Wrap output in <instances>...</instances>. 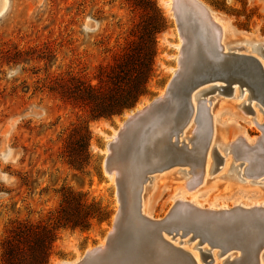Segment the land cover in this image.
<instances>
[{"label":"rangeland","instance_id":"obj_1","mask_svg":"<svg viewBox=\"0 0 264 264\" xmlns=\"http://www.w3.org/2000/svg\"><path fill=\"white\" fill-rule=\"evenodd\" d=\"M200 1L229 23L231 34L239 37L254 33L264 37V0ZM188 14V33L199 36L191 32L195 24L190 16L195 14L192 10ZM194 19L199 21L202 30L209 27L203 20ZM210 35L214 37L211 28ZM180 42L175 16L166 0H8L7 9L0 16V264H3L4 248L10 239H15L17 244L15 262L35 264L41 257L43 239L39 232L44 226L57 228L47 264L77 262L89 249L108 242L120 209L116 179L110 177L105 168L110 142L128 113L152 103L166 92L178 73L175 69ZM137 45L154 51L155 73L148 94L142 96L134 108L112 119L97 120L89 107L63 95L60 83L74 82L72 78L93 86L113 87L111 79L116 64ZM246 50L244 46L238 52ZM262 55L257 56L263 58ZM144 62L143 68L147 70L149 56ZM241 92L237 87L236 95L215 92L203 97L213 106L217 103L218 126L229 138H239L234 146L242 158L235 160L231 152L234 168L232 166L228 174L241 171L243 165L254 159L252 162L264 163V145L256 142L262 130L249 123V119L254 121L256 113L261 116L263 111ZM244 105H250L253 112L244 109ZM173 110L160 119L139 125L132 133V136L138 135L130 144L131 154L136 152V165L139 168L142 165L140 187L151 164H157L164 156L161 150L165 145H160L158 140L167 132L162 125L170 124L175 118L177 109ZM212 128L211 122L210 131ZM8 130L10 134L6 138ZM246 135L254 139L250 142L253 146L247 143ZM9 148L13 151L12 157L4 159L3 153ZM214 153L215 172L209 177L208 185H202L198 176L196 188L190 191L193 195H187L188 202H183L200 204L205 210L231 211L237 206L251 209L250 204L256 202H263L264 208V198L258 192L264 195V175L259 177L260 184H256L257 178L252 187L235 181L232 191L228 192L224 188L229 185L227 182L234 180L224 173V160L228 155L221 148ZM71 154L82 162L83 169L70 165ZM216 155L224 158L221 163H217ZM176 159H171V165L178 163ZM243 159L251 160L245 163ZM129 162L126 154H119L112 167L113 164L117 168L122 165L119 167L122 170ZM190 168H193L191 164L188 167L179 164L171 171L154 173L157 177L147 189L151 194L153 219L161 220L169 214L175 203L174 196L181 191V182L186 181L183 171ZM251 168L249 164V170ZM67 190L83 194L87 205L100 207L103 220L93 219L87 231L65 227L63 223L58 227L60 216H64L60 208ZM74 207L72 205L69 213L77 220L79 215ZM190 215L186 219H193L191 224L196 225L198 219ZM24 226H28L25 230L29 229V236L16 237ZM180 239L183 242L187 238ZM205 245L211 250H220L207 243L200 244V248ZM202 251L195 249L202 264H206ZM114 255L112 261L117 264L119 250ZM210 255L213 264L214 256ZM224 256L217 258L224 260L228 255ZM94 264L102 263L98 260Z\"/></svg>","mask_w":264,"mask_h":264},{"label":"water","instance_id":"obj_2","mask_svg":"<svg viewBox=\"0 0 264 264\" xmlns=\"http://www.w3.org/2000/svg\"><path fill=\"white\" fill-rule=\"evenodd\" d=\"M186 4L188 3L184 0H174L173 5L178 33L184 41L180 60L181 71L171 80L164 98L155 99L150 106L130 117L121 130L117 143L111 144V155L106 159L108 172L112 171V162L116 154H126L130 159L127 167L117 171L116 184L120 209L116 214L113 231L108 236L106 249L97 248L88 253L81 264L97 263L106 251L114 250L120 252L119 264H193L181 249L172 247L164 238V234L175 238L180 232L182 237L192 233L193 237L198 236L201 242L208 240L211 247H220L222 254L230 249L246 251L251 258V264H259V253L264 247V208L255 211L234 208L231 211L218 213L199 209L190 203L178 202L175 208L170 210L169 215L161 220L144 216L140 209L141 187L138 183L141 182L142 165L141 168L136 165L134 161L136 152L134 155L131 154L130 143L138 136H132V133L147 117L159 114L162 109L166 110L168 106L174 105L177 113L173 129L175 132L180 131L191 115V94L202 86L210 87L203 90L202 98L215 92L220 95H231L236 87H239L241 91L249 90L250 100L256 98V92L260 93L264 103V69L261 62L254 56L223 52L217 38L213 39L210 35V28L204 27L205 31H203L202 26L198 25L199 21L194 19L195 15H192L194 18L190 16L195 24H192L194 28L191 32L202 34L210 56L219 63H215V66L205 65L209 61L199 49L197 61L189 65V40L183 26L184 16L189 15L184 9ZM195 4L210 19L209 12L201 4L196 2ZM190 17L188 20L191 21ZM186 74H188L187 79H185ZM244 109L253 112L250 105H245ZM215 159L217 163L222 162V157L219 155H216ZM182 206H186L190 213L199 217L205 216V219L202 218L197 225L178 223L175 214L180 213L178 211H181ZM184 213L183 217L191 216L187 211ZM192 221L193 219H190L189 222ZM252 235L259 237L258 240L255 241ZM202 255L206 264L212 263L209 253L202 251Z\"/></svg>","mask_w":264,"mask_h":264},{"label":"bare ground","instance_id":"obj_3","mask_svg":"<svg viewBox=\"0 0 264 264\" xmlns=\"http://www.w3.org/2000/svg\"><path fill=\"white\" fill-rule=\"evenodd\" d=\"M166 1L170 6V11L174 13V11H173L174 0H166ZM184 1H186V3H188V4H186L187 6L184 8L187 13L191 12V10H192V12L195 14V16L197 18L203 20L205 23H207V25L210 28H212L211 32H213V36H214L213 39L217 38V40L219 41V44L221 45V47L223 49V52H235V53H241V54H245V55L254 56L261 62L263 69H264V37H259L257 34H254V33L250 34V35L249 34L248 35L243 34L242 36L240 35L241 37L240 36L237 37L236 35L231 34V32H230L231 27L229 28V23L226 20L222 19L221 17L217 16L204 2H202L200 0H184ZM195 2L201 4L209 12L210 19L208 18V16H206V14H204L202 9H200L195 4ZM7 6H8V0H0V16L6 11ZM186 15L183 18V23H184L183 26H184L185 33L188 34V40H189V49H188V52H189L188 56L190 57L189 58V65L191 66L193 63H195L197 61L198 51L200 49V50H202L201 54L206 55L205 59L209 61V63H206L205 65L211 64V65L215 66L216 65L215 63H217V62L219 63V61L210 56L208 49L205 46V39L201 36L202 34H199V36H193V35L190 36L189 35L188 29L186 26ZM183 43H184V41H183V39H181V42L179 43V48H180L179 53L180 54H179V58H178V66L175 69V73L177 71H178V73H176L174 77L179 75V73L181 71L180 70V60L182 57L181 54H182ZM244 46L247 48V50H246L247 52H245V53L238 52ZM262 53H263V55H262ZM258 54L262 55L263 58H261L260 56H257ZM187 77H188V74H186L185 79H187ZM168 86H167L166 92H163L159 96V98H164V96L167 93ZM209 88H210L209 86H206V87L202 86L199 89H197L196 91H193V93L191 94V97H190V105L192 108L191 109V115H190L189 119H186V123L184 124L183 129H181L178 132L174 131V129H173L174 118H172L170 124L162 125L163 128H165L167 130V132H166V135L163 136V138H161L158 141L160 142V145L161 144L165 145V148L162 149L163 151L161 150V152L164 156H163L162 160H161V158L159 159V162L157 164H151V166L148 168L146 175H145V178L141 184L140 209H141L142 214L144 216L150 218V219H153L150 215V207H151L150 206V196H151V194H150V192H147V189L151 185L152 181H154V179L157 177L154 175V173H157L160 171H168V170L171 171L172 169L176 168V166L179 164H182V166L184 165L187 167L189 164H191L193 166V168H190V169L183 171V173L186 177V181L181 182V185H180L181 191L174 196L175 203L172 207V209H174L178 202L187 201L185 199V197L187 195H190V196L193 195V192L191 193L190 191H194V189L196 188L197 185H195V182L197 181L198 176H200L202 179V181H201L202 185H208L209 177H211V174L213 172H215L214 171L215 170L214 164L212 162V157L215 154L214 151H216L218 149L220 150V148H221L222 151H224L228 155L226 160H224L225 161V164H224L225 168L224 169L226 170L224 172L225 174L226 173L228 174L229 169L233 166L232 158H231V152L234 153V154L233 153L232 154H233L235 160H241V158H242L239 154L240 152L238 151V149H236L237 147L234 146V144L238 142L239 138H237V139H235V137L229 138L227 135V132L218 126V122H217L218 113L215 111V106H216L215 104H217V103H214V106H213L211 103H209L208 100H206L205 98H202V96H201L203 90L204 89L206 90ZM234 93H235V95L237 94V87L234 90ZM242 94H243V97H245V95H248V97H250V93H249L248 89H244V91L241 92V95ZM255 94H256V98H254L253 101H255L256 104L259 105V107H260V109H262L263 113L261 112V116L256 113L254 121L249 119V123L251 125H256L257 127H259L262 130V136H260L256 140V142H257V144L260 142L264 145V103L262 101L263 97L260 95V93L256 92ZM246 101L247 100H244V102H246ZM150 105H151V103L147 104L144 107H142V106L138 107L136 109V111H132L131 113L127 114L125 121L121 123L119 129L113 135L109 147L111 146V144L114 143V145H115L117 143V141H118L117 139L119 138V134H120L121 130L124 128L126 121L130 117L135 115L136 112L141 111ZM173 108H175V106L170 105V106H168V108L166 110L162 109L159 112V114L157 113L153 116L147 117L140 125L148 123L152 120H155L156 118L157 119L162 118L166 114V112L174 111ZM211 122H212V127H213L212 131H210ZM9 134H10V130H8L6 132V134H5L6 138ZM243 134L245 135V133H243ZM246 138L248 140L247 143L249 145H251L250 142H254V139L249 138L247 135H246ZM243 140L246 141L245 137L243 138ZM262 144H260V145H262ZM156 145H155L156 147H159L158 146L159 144H156ZM251 146H253V145H251ZM156 147H154V148H156ZM117 149H119V147H117ZM109 151H110V148H109ZM12 152H13L12 149H10V148L6 149V151L3 153L4 159H7V158L9 159L10 157H12ZM108 155L109 156L111 155V151L108 153ZM116 156H117V154H116ZM175 158H177L176 160H178V163L171 165V159H175ZM246 159H243L245 161V163H247L249 160H251V159H249V160H246ZM201 160L203 161L202 164H201ZM254 160H252V161H254ZM117 162H118V160H117ZM119 162H121V161H119ZM251 162H249L248 164H245V165H243V163L240 164L241 163L240 162L239 164L243 165L242 166L243 169L241 171L234 172L232 174L227 175V177L234 179V180H231V182H227V184H229V185H226L224 190L227 189L228 192L232 191L233 187L231 185H233L235 183V181H239L241 183H244V185H246L248 187L249 186L252 187L253 186L252 184H255L256 181H257V183H256L257 185H258V183L260 184V182H258V181H260L259 177L264 175V163H263V161H255L252 163ZM122 164L125 165L124 158L122 160ZM249 164L252 165L251 170H249ZM113 165L114 166L111 168L112 171L108 172L106 170V172L114 180L115 179L117 180V171L120 170L119 167H121L122 165L119 166L118 168H117V166L115 167L116 164H113ZM105 168H106V162H105ZM233 168H234V166H233ZM176 171H178V170H176ZM164 175H166V174H164ZM5 177H6V175H4V178ZM244 177H246L247 180H245ZM257 178H258V180L255 181V179H257ZM248 179H250V180H248ZM251 179L252 180L254 179V180L252 181ZM197 182H199V181H197ZM215 183L217 184V182H215ZM241 188H246V187H241ZM258 192H259L260 196H263V198H264V195H262V193L260 191H258ZM189 202H192V201H189ZM191 205H193V204H191ZM242 205H246V204H242ZM250 205L253 206V208H251V209H253V211L259 210V209L261 210L263 208L262 207L263 202H256V203H253ZM193 206H195L199 209H202L200 204L199 205L198 204L193 205ZM210 206L214 207V206H212L211 203H210ZM255 206H257V207H255ZM182 207L183 208L181 209V211H178L180 213L175 214V218H176L177 222L178 223H189V224H191V222H189V220L186 219V217H183V214H185L184 212L185 211L189 212V211L185 208L186 206H182ZM236 208L244 209L241 206H237ZM206 210L215 211V212L217 211L218 213L221 211H226L224 209H220V210L206 209ZM244 210H246V209H244ZM247 210H249V209H247ZM191 214H192V216H196L195 218H197L199 221L198 223H196V225L200 223L202 218L205 219V216L199 217L198 215H195L193 213H191ZM115 219H116V217H115ZM153 220H156V219H153ZM195 220L196 219H194V221ZM248 224H250V223H248ZM228 234H230V233H228ZM252 237H253V239H255V241L258 240V238H259L256 235H252ZM164 238L172 245V247H176L178 249H181V251H183L184 254L189 257L188 258L189 261H191L193 264H202L200 254H198V252H195V249H197L199 251L203 250V252H206L209 254L212 253V255L214 256L213 264H225V263H227V264H251V262H252L251 258L248 256L249 254L247 255L246 251H243L240 249H230V250L224 252V254H222L220 247H217V246L212 247V248H216V249L219 248L220 249L219 251L218 250H211L206 245L204 246V248H200V244H206V243L209 244L208 240L205 242H201L199 237L198 236L193 237L192 233H188L187 235L182 237V233L180 232L179 235H177L175 238L173 236H168V235L164 234ZM180 238H187V239L182 242ZM219 238H221V237L219 236ZM187 243L188 244L192 243V246H189V245H188L189 247L186 246ZM107 245H108V242L107 243L104 242V243H101L97 248L106 249ZM94 250L95 249H89L86 252L85 256L82 259L78 260L77 262L64 263V264H81L84 261V259L86 258V256L88 255V253H90ZM115 251L116 250L111 251V252L106 251V254H104V256H102V258H100L101 263L102 264H116V263H113V261H112V259L115 256L114 255ZM218 255L219 256L228 255V256H226V258L224 260H221V259L219 260L217 258ZM117 264H119V262H117ZM259 264H264V247L259 253Z\"/></svg>","mask_w":264,"mask_h":264},{"label":"trees","instance_id":"obj_4","mask_svg":"<svg viewBox=\"0 0 264 264\" xmlns=\"http://www.w3.org/2000/svg\"><path fill=\"white\" fill-rule=\"evenodd\" d=\"M153 52L152 49L137 45L130 52L124 54L122 61L116 64V72L113 79H111L113 87L93 86L82 80L72 78L71 80L74 82L62 81L60 83L62 93L67 99H73L77 103L89 107L94 119H112L115 116H120L125 110L134 108L139 99L148 94L149 83L155 73V56ZM148 56L149 64L147 65V70H144V59ZM72 154L70 155V165L78 170L83 169L82 162H78ZM72 205H75L74 210L79 215L76 217L77 220L73 219L74 217L69 213ZM62 211L64 216H60L58 227H62L63 223L65 227L80 228L83 231L91 228L93 219L97 218L102 221L104 217L100 207L96 204L87 205L85 196L73 190L65 192L60 213ZM27 228L28 226H24L16 234V237L29 236L27 234L29 229L25 230ZM56 229L47 226L42 227L41 232H39L43 239L40 250L41 257L36 260L35 264H47L49 262L52 255V245L57 237ZM16 246L15 239H10L6 243L3 264H17L15 262Z\"/></svg>","mask_w":264,"mask_h":264}]
</instances>
